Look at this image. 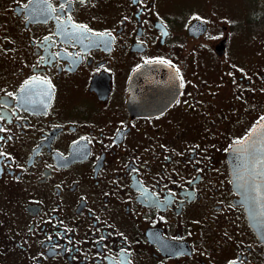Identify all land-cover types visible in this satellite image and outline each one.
Masks as SVG:
<instances>
[{
	"label": "flooded vegetation",
	"instance_id": "af4514ba",
	"mask_svg": "<svg viewBox=\"0 0 264 264\" xmlns=\"http://www.w3.org/2000/svg\"><path fill=\"white\" fill-rule=\"evenodd\" d=\"M261 1L0 0V264H264L227 160Z\"/></svg>",
	"mask_w": 264,
	"mask_h": 264
},
{
	"label": "water",
	"instance_id": "95a60500",
	"mask_svg": "<svg viewBox=\"0 0 264 264\" xmlns=\"http://www.w3.org/2000/svg\"><path fill=\"white\" fill-rule=\"evenodd\" d=\"M200 21L189 29L199 28ZM233 188L243 204L248 223L264 239V119L227 156Z\"/></svg>",
	"mask_w": 264,
	"mask_h": 264
},
{
	"label": "rangeland",
	"instance_id": "374dc122",
	"mask_svg": "<svg viewBox=\"0 0 264 264\" xmlns=\"http://www.w3.org/2000/svg\"><path fill=\"white\" fill-rule=\"evenodd\" d=\"M231 7L234 8L237 12V14L241 13V9L245 8V0H231ZM252 6L250 5V8ZM248 9V6H247ZM245 25L248 24V33L247 36L244 38L245 43L244 46H246V50L255 52L258 51L255 49V46L252 45V42L259 43L260 45V52L264 54V23H258V24H250L247 20L243 22ZM263 41V42H262ZM263 44V45H262ZM256 45V44H255ZM253 46V47H251ZM259 46V45H258ZM258 53V52H256Z\"/></svg>",
	"mask_w": 264,
	"mask_h": 264
},
{
	"label": "trees",
	"instance_id": "16d2710c",
	"mask_svg": "<svg viewBox=\"0 0 264 264\" xmlns=\"http://www.w3.org/2000/svg\"><path fill=\"white\" fill-rule=\"evenodd\" d=\"M255 4H263V2L261 0H253ZM255 23H264V19L262 20H254ZM249 24H251V22H249Z\"/></svg>",
	"mask_w": 264,
	"mask_h": 264
}]
</instances>
